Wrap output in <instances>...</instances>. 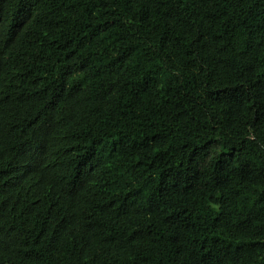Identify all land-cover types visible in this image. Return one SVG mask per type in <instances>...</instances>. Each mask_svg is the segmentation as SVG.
Instances as JSON below:
<instances>
[{"label": "trees", "instance_id": "16d2710c", "mask_svg": "<svg viewBox=\"0 0 264 264\" xmlns=\"http://www.w3.org/2000/svg\"><path fill=\"white\" fill-rule=\"evenodd\" d=\"M0 264H264V0H0Z\"/></svg>", "mask_w": 264, "mask_h": 264}]
</instances>
